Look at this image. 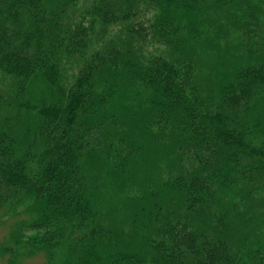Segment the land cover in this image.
<instances>
[{
  "label": "trees",
  "instance_id": "1",
  "mask_svg": "<svg viewBox=\"0 0 264 264\" xmlns=\"http://www.w3.org/2000/svg\"><path fill=\"white\" fill-rule=\"evenodd\" d=\"M256 19L264 0H0V210L25 214L0 256L264 264V59L241 55L264 51L232 36ZM201 54L231 79L197 85Z\"/></svg>",
  "mask_w": 264,
  "mask_h": 264
},
{
  "label": "rangeland",
  "instance_id": "2",
  "mask_svg": "<svg viewBox=\"0 0 264 264\" xmlns=\"http://www.w3.org/2000/svg\"><path fill=\"white\" fill-rule=\"evenodd\" d=\"M253 24L250 23V25L246 29L236 28L233 30L232 36L235 37L237 40H239L241 43L245 44H253L255 47L253 49H259L264 51V28L262 25L256 20H253ZM261 22V21H260ZM226 32L224 33V35ZM220 48V47H219ZM243 55L244 60H256L257 58L262 57L264 59V53L261 52H249L247 54H241ZM215 57V55H214ZM239 63H241L239 61ZM219 69V68H218ZM221 71L218 70V72ZM74 72L69 69L66 71V77L67 81L71 80L74 76ZM217 71L213 70L210 65V57L208 55H202L199 58V62L197 64V67L195 69V82L200 87L204 88H215L214 86L217 83V77H218V83H225L226 81H229L231 77L227 75L228 73L223 74L218 73ZM5 82L7 83V79L5 78ZM252 97H247L243 95L242 97L234 96L233 100L227 101L228 105L235 104L236 106H239L242 108V110H247V106H250V103L252 101ZM264 112V101L260 102L257 111ZM18 214L13 215L12 213L8 212V209H2L0 210V248L3 246H9L12 247L13 250L15 248V245L13 244V241L11 240L12 235H14V230L16 227V223L23 218H25V214L22 208H20V211H17ZM27 230V229H26ZM26 236L30 234V231H25ZM19 249L15 248V251ZM20 251L22 253L25 251L24 249L20 248ZM12 258L10 253H7L4 257L0 256V264H9V259ZM18 264H44L45 263V257L44 254L39 253L37 255H33L31 257L27 256H20L17 260Z\"/></svg>",
  "mask_w": 264,
  "mask_h": 264
}]
</instances>
